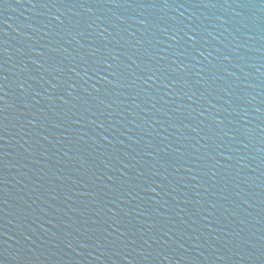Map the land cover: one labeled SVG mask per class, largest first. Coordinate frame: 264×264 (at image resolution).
<instances>
[{
  "label": "water",
  "instance_id": "water-1",
  "mask_svg": "<svg viewBox=\"0 0 264 264\" xmlns=\"http://www.w3.org/2000/svg\"><path fill=\"white\" fill-rule=\"evenodd\" d=\"M0 264H264V0H0Z\"/></svg>",
  "mask_w": 264,
  "mask_h": 264
}]
</instances>
